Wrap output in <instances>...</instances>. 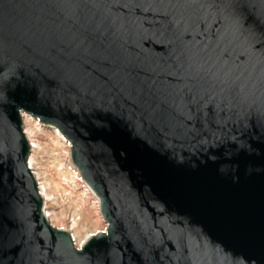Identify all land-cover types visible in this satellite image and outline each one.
Listing matches in <instances>:
<instances>
[{"label": "water", "instance_id": "1", "mask_svg": "<svg viewBox=\"0 0 264 264\" xmlns=\"http://www.w3.org/2000/svg\"><path fill=\"white\" fill-rule=\"evenodd\" d=\"M240 3L0 0V264H264V0ZM21 111L100 199L81 250L47 222Z\"/></svg>", "mask_w": 264, "mask_h": 264}, {"label": "rangeland", "instance_id": "2", "mask_svg": "<svg viewBox=\"0 0 264 264\" xmlns=\"http://www.w3.org/2000/svg\"><path fill=\"white\" fill-rule=\"evenodd\" d=\"M37 122L41 123L39 126L41 128L50 129L48 126L52 125L42 123L40 120H37ZM57 129L59 130V128ZM25 137L27 139L26 134ZM50 138L51 136L48 139L50 140ZM30 139L34 140L33 144L35 143L37 153L33 154L29 146L28 164L31 158V164L35 168V171L39 168V173L36 172V177L38 178V183H41L38 185L40 195H42L43 202L44 200H48L47 210L52 213L49 223L55 228L65 229L70 236L75 230L82 234L90 230L98 232L102 227H106L95 200L89 194L83 193L82 189H79L75 185L76 180L63 173H59L57 167L54 165L57 162L58 168L61 171L66 169L63 156L64 149L62 148L63 146L65 147L64 142L62 143V147L55 148L52 143L44 140H41L39 143L34 136ZM71 147L69 151L70 155Z\"/></svg>", "mask_w": 264, "mask_h": 264}, {"label": "bare ground", "instance_id": "3", "mask_svg": "<svg viewBox=\"0 0 264 264\" xmlns=\"http://www.w3.org/2000/svg\"><path fill=\"white\" fill-rule=\"evenodd\" d=\"M20 116H21V121H22V129L24 130V133L27 136V141L29 143V146L31 147V150L34 153H37V148L35 147V143L33 144L34 140H31L30 138L34 136V138L36 137L38 142L40 143L41 140L47 141L52 143L53 147H59V146H63L62 143L64 142L65 147L63 146L62 148L64 149V161H65V167L66 169L64 171H61L58 168V163L55 162V167H57L58 172L59 173H63L65 175H67L68 177H72L74 180H76V186L80 189H82L83 193H87L89 194L94 200L95 203L99 209V213L101 218L105 221L106 227H102L101 230H99L98 232L94 231V230H90L87 231L86 233H82L80 234L78 231L75 230V232L73 231V233L71 234V238L73 240L74 246L76 249L81 250L82 247L84 246V244L87 243V241L92 237V236H96L93 235L95 234H99V233H107V221L103 218L101 212H100V199L97 197L96 193L92 190V188L85 182V180L82 177V174L80 173L79 169L75 166L74 162L72 161L71 155L69 153L70 151V147L72 146V143L63 135V133L61 134V130L59 131L55 125H51L48 126L50 129L47 128H41L39 127L41 125L40 122H37V120L39 121V119L33 118L30 114L21 111L20 112ZM47 134H49V136H51L50 140L48 139L49 136H47ZM47 136V137H46ZM32 142V144H31ZM38 143V144H39ZM30 149V148H29ZM30 152V151H29ZM32 154V155H33ZM29 155V154H28ZM29 169L31 171V174L33 176V178L36 181L37 184V189L39 191V187L38 185H40L41 183H38V178L36 177V172L39 173L38 169L32 167L31 164V158L29 159ZM39 195H40V191H39ZM42 195H40L41 197ZM43 201V200H42ZM48 208V200H44L43 202V212L44 215L47 219V222L49 223L52 217V213L47 210ZM50 224V223H49ZM51 225V224H50ZM52 226V225H51ZM53 227V226H52ZM55 228V227H54ZM58 229V228H56ZM61 230V229H60ZM65 230V229H63ZM92 231V232H91ZM68 232V231H67ZM84 240L85 243L81 244V241Z\"/></svg>", "mask_w": 264, "mask_h": 264}, {"label": "snow or ice", "instance_id": "4", "mask_svg": "<svg viewBox=\"0 0 264 264\" xmlns=\"http://www.w3.org/2000/svg\"><path fill=\"white\" fill-rule=\"evenodd\" d=\"M237 2L240 3V0H237ZM230 3H231V0H230ZM242 9H243V4L240 3V10L242 11ZM262 43H264V42H262ZM260 46H261L260 44H257V45H255L254 47L259 48ZM221 55H222V57L224 58V60L227 61V60L230 58V56H231L232 54H231V52H230L228 49H225ZM250 55H251V54H250L247 50H245V51H243V52H241V53L238 54L237 59H238L242 64H244V63H247V62L249 61V57H250ZM238 79H239V77H236V80H238ZM221 83H222V84L228 83L229 86L232 88V90L236 93V95H240V92L243 91V89H240L239 91H236V86H235V85H236V81H235V80H233V81H231V82H229V81H227V80H222ZM93 235H99V234H95V233H94ZM84 243H85V241L82 240V241H81V244H84ZM246 259H247V258H242V259L239 261V264H246Z\"/></svg>", "mask_w": 264, "mask_h": 264}]
</instances>
